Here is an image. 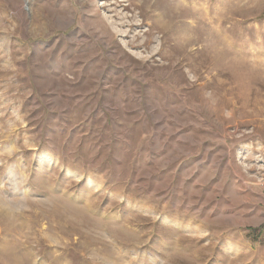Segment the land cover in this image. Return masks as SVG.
I'll return each instance as SVG.
<instances>
[{
    "label": "rangeland",
    "instance_id": "1",
    "mask_svg": "<svg viewBox=\"0 0 264 264\" xmlns=\"http://www.w3.org/2000/svg\"><path fill=\"white\" fill-rule=\"evenodd\" d=\"M0 264H264V0H0Z\"/></svg>",
    "mask_w": 264,
    "mask_h": 264
},
{
    "label": "trees",
    "instance_id": "2",
    "mask_svg": "<svg viewBox=\"0 0 264 264\" xmlns=\"http://www.w3.org/2000/svg\"><path fill=\"white\" fill-rule=\"evenodd\" d=\"M258 231H259V234H260V233H261V230H259V229H258V230H256V231H253V232H258Z\"/></svg>",
    "mask_w": 264,
    "mask_h": 264
}]
</instances>
